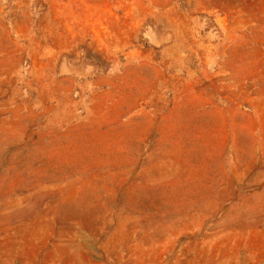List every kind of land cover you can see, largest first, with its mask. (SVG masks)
<instances>
[{
    "label": "rangeland",
    "instance_id": "374dc122",
    "mask_svg": "<svg viewBox=\"0 0 264 264\" xmlns=\"http://www.w3.org/2000/svg\"><path fill=\"white\" fill-rule=\"evenodd\" d=\"M0 264H264V0H0Z\"/></svg>",
    "mask_w": 264,
    "mask_h": 264
}]
</instances>
